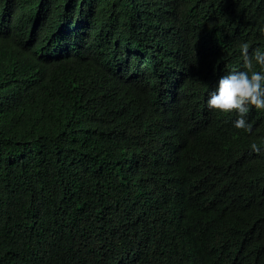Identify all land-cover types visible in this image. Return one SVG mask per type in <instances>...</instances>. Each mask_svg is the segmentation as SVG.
<instances>
[{"label":"trees","instance_id":"trees-1","mask_svg":"<svg viewBox=\"0 0 264 264\" xmlns=\"http://www.w3.org/2000/svg\"><path fill=\"white\" fill-rule=\"evenodd\" d=\"M242 43L264 0H0V264H264V110L207 107Z\"/></svg>","mask_w":264,"mask_h":264},{"label":"clouds","instance_id":"clouds-1","mask_svg":"<svg viewBox=\"0 0 264 264\" xmlns=\"http://www.w3.org/2000/svg\"><path fill=\"white\" fill-rule=\"evenodd\" d=\"M191 45L196 57L203 62L207 56L218 53L231 54L239 46L240 39L224 45L219 41L216 32L212 29L192 33ZM121 51L128 58L135 51L134 43L127 42L121 36ZM63 47L57 50L61 51ZM241 61L239 66L225 67L217 74L211 88L212 92L207 100L209 110L223 115L234 114L236 119L234 127L245 132L252 131V124L248 120V114L252 109L264 110V52L256 49L250 54L249 44L240 45ZM181 77L176 81L167 80L163 83L166 87L163 91L172 93L174 87H185V71L179 70ZM161 83L152 86L149 90H155ZM251 150L259 154L262 149L256 144H251Z\"/></svg>","mask_w":264,"mask_h":264}]
</instances>
